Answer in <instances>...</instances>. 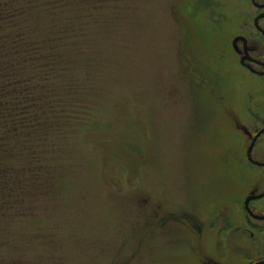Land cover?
<instances>
[{"label": "rangeland", "instance_id": "rangeland-1", "mask_svg": "<svg viewBox=\"0 0 264 264\" xmlns=\"http://www.w3.org/2000/svg\"><path fill=\"white\" fill-rule=\"evenodd\" d=\"M94 2V76L77 97L89 126L65 131L48 184L2 227L0 264L264 260V222L243 210L264 191L245 157L264 129V78L232 47L258 12L248 0ZM252 157L264 162V136ZM250 207L264 215V199Z\"/></svg>", "mask_w": 264, "mask_h": 264}, {"label": "trees", "instance_id": "trees-1", "mask_svg": "<svg viewBox=\"0 0 264 264\" xmlns=\"http://www.w3.org/2000/svg\"><path fill=\"white\" fill-rule=\"evenodd\" d=\"M100 5L0 0V229L23 220L34 190L48 184L65 131L89 126L77 97L93 81L84 58H92V32L103 22Z\"/></svg>", "mask_w": 264, "mask_h": 264}, {"label": "flooded vegetation", "instance_id": "flooded-vegetation-1", "mask_svg": "<svg viewBox=\"0 0 264 264\" xmlns=\"http://www.w3.org/2000/svg\"><path fill=\"white\" fill-rule=\"evenodd\" d=\"M249 3L251 4V6L258 12L255 16V19L259 16H263L264 15V0H248ZM255 19L253 21V31L254 33H252L250 36L248 35L247 37L246 36H240V37H236L233 42H232V47L233 49L238 52L240 51L241 52V55L239 56V64L242 68H244L248 73H250L251 75H254V76H257V77H260V78H264V53L263 54H259V55H252L251 52H252V49H251V44L253 42H259V43H262L264 45V28H262L260 26V22L261 21H264V18L262 19H259L258 20V26L259 28H257L254 24L255 22ZM244 58V65H241L240 61L241 59ZM261 131H264V129H260L258 130L255 135L253 136V138ZM264 136V132L261 133L259 135V137L257 138L255 144H254V147L257 143V141L259 140L260 137ZM252 138V140H253ZM251 140V142H252ZM250 142V144H251ZM250 146V145H249ZM254 147L252 148V151L254 149ZM249 148V147H248ZM247 148V150H248ZM247 150H246V154H245V157H246V161L249 165L255 167V168H261V169H264V167H261V166H257L255 165L253 162H256V163H261V164H264V162H258V161H255L252 157V151H251V159L253 162H250L247 158ZM264 192V191H263ZM262 192V193H263ZM247 198V197H246ZM245 198V199H246ZM244 199V201H245ZM264 199V198H262ZM262 199H259V200H262ZM259 200H254V201H250L249 204H248V207L250 209V211L256 215V216H264V215H257L254 213V211L251 210V203L253 202H256V201H259ZM244 201H243V210H244V213L247 215L248 218H250V220H253L255 222H264V221H259V220H255L253 218H251L247 212L245 211V207H244ZM248 236L253 239L254 237V234L253 232H248ZM263 247H264V244H263ZM259 262H264V260L262 261H258V262H255V263H252V264H256V263H259Z\"/></svg>", "mask_w": 264, "mask_h": 264}, {"label": "water", "instance_id": "water-1", "mask_svg": "<svg viewBox=\"0 0 264 264\" xmlns=\"http://www.w3.org/2000/svg\"><path fill=\"white\" fill-rule=\"evenodd\" d=\"M262 18H264V15H263V16H259V17H257V18L255 19L254 24H255V26H256L257 28H259V26H258V20H259V19H262ZM240 63H241V65H244V58L241 59ZM263 132H264V131L259 132V133L253 138V140H252V142H251V144H250V146H249V148H248V150H247V158H248V160H249L250 162H253L252 159H251V151H252V148L254 147V144H255L257 138L259 137V135H260L261 133H263ZM253 163H254L255 165H257V166L264 167V164L256 163V162H253ZM262 198H264V192H263V193H260V194H258V195H251V196H248V197L245 199V201H244V207H245V211L247 212V214H248L251 218H253V219H255V220H259V221H264V216H256V215H254V214L250 211V209H249V207H248V204H249L250 201L259 200V199H262ZM256 264H264V262H259V263H256Z\"/></svg>", "mask_w": 264, "mask_h": 264}]
</instances>
